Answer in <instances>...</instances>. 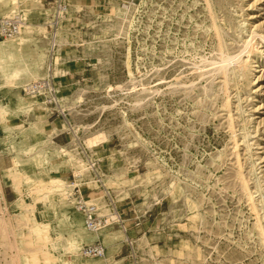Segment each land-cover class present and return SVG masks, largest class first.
Instances as JSON below:
<instances>
[{
    "label": "rangeland",
    "instance_id": "rangeland-1",
    "mask_svg": "<svg viewBox=\"0 0 264 264\" xmlns=\"http://www.w3.org/2000/svg\"><path fill=\"white\" fill-rule=\"evenodd\" d=\"M50 1L0 0V18L19 8L27 23L0 35V264H38V249L56 264L122 249L117 263L264 264V0H66L67 117L24 92L47 74ZM32 115L63 143L7 126ZM75 186L102 205L109 190L128 232L92 239ZM96 240L105 259L81 253Z\"/></svg>",
    "mask_w": 264,
    "mask_h": 264
},
{
    "label": "built area",
    "instance_id": "built-area-1",
    "mask_svg": "<svg viewBox=\"0 0 264 264\" xmlns=\"http://www.w3.org/2000/svg\"><path fill=\"white\" fill-rule=\"evenodd\" d=\"M49 1V0H48ZM49 3H53L56 7H62L66 9L68 4L66 0H53ZM57 13V10L54 11ZM53 20H55V14L53 15ZM55 21L49 23L50 28L53 30ZM20 30V17H6L0 20V33L2 36L10 37L17 34ZM52 49V63L55 56L56 49L58 47V43L53 41V44H50ZM57 77L52 74L48 75V77L39 79L37 81H33L31 84L27 86V89H24V92L36 93L38 96L42 97L44 100L53 107V114L62 115L67 117L68 113L63 107H61L60 99H59V90L56 85L55 79ZM95 167V164H93ZM75 193V204L79 211H81L85 217L86 226L91 230H99L107 227H119L123 231L128 232V227L126 226V221L122 216V213L119 211L118 206L116 204L115 197L111 194L109 190L106 191L104 195V205L95 201L98 198H90V195H85L82 192L81 187H74ZM141 222L137 221L135 223L136 226L140 225ZM105 246L101 241H96L92 244H88L84 247V252L87 255H102L105 252ZM114 264H124V263H114Z\"/></svg>",
    "mask_w": 264,
    "mask_h": 264
},
{
    "label": "bare ground",
    "instance_id": "bare-ground-1",
    "mask_svg": "<svg viewBox=\"0 0 264 264\" xmlns=\"http://www.w3.org/2000/svg\"><path fill=\"white\" fill-rule=\"evenodd\" d=\"M46 1H48V0H46ZM20 2V1H19ZM53 8V14H52V16L55 14V20H53V18H51L50 20H49V23H51V22H53V21H55V24H53V26H54V29L53 30H50V32H51V38L49 39V47H50V44H53V41H54V38H55V41L58 43V41H57V39H58V30L60 29V25H61V22H62V20L65 18V15H64V12H66L67 11V9H68V7H66V9H64V8H58V7H56V6H53L52 7ZM57 10V13H55L54 11H56ZM12 14H15V15H13L14 17L15 16H19L20 17V30H19V32L17 33V34H15V35H13V36H10V38L9 39H13V38H17V37H19L20 35H22V33H23V30L25 29V27H26V25H27V23L24 21V19H25V17H24V13H23V11H21V9H19V8H14V9H12L9 13H7L6 15H5V17H2V18H6V17H13V16H11ZM2 18H0V20L2 19ZM48 23V24H49ZM0 35H1V33H0ZM7 39V38H6ZM251 39V38H250ZM249 41H251V40H249ZM246 43V42H245ZM248 44H250V43H248ZM247 45V44H246ZM245 46V45H244ZM247 49V48H246ZM243 51H245V49H243ZM56 52H57V49H56ZM55 52V53H56ZM52 49H51V47L49 48V62H48V66H47V74L45 75V76H43L42 78H40V79H43V78H46V77H48V75H50V74H52V71L54 72V70H55V68H54V64H55V59H56V57L54 56V59H53V63H52ZM230 55V54H229ZM237 56V55H236ZM225 58H223L224 60L221 62L222 63V65L223 64H228V63H230L231 61V58H232V56H227V55H225L224 56ZM233 58H234V56H233ZM232 58V59H233ZM237 58V57H236ZM221 61V60H220ZM216 63V62H215ZM220 63V64H221ZM217 64V63H216ZM220 67V66H219ZM227 67V66H226ZM217 70V69H216ZM224 70V69H223ZM225 72V71H224ZM54 75H55V72H54ZM39 80V79H38ZM35 81H37V80H35ZM32 83V82H31ZM31 83H29V84H31ZM28 84V85H29ZM27 85V86H28ZM26 86V85H25ZM27 86L24 88V89H27ZM1 87V86H0ZM58 90H59V93H60V89L58 88ZM26 94H28V95H31V96H35V97H37V98H40L41 100H42V102L47 106V108L51 111V113L53 114V107L47 102V100L45 99H43L42 97H40V96H38V94H36V93H30V92H27ZM60 97H59V99H60V103H61V107H63V109H64V105L62 104V102H63V98L61 97V95H59ZM66 110V109H65ZM67 121V120H66ZM78 128V127H77ZM82 175V173H78V176H81ZM52 181V180H51ZM57 185V184H56ZM73 184H68V187L70 188V192H69V196L71 197V199L74 197H72V186ZM75 199V198H74ZM76 209H77V211H79L78 210V208L76 207ZM79 213H81L82 215H83V213L81 212V211H79ZM83 218H84V224H85V227H86V229L89 231V232H92L94 235L92 236V239H96V237H98L99 236V232H101V231H104V230H108V229H106V228H102V229H99V230H91V229H89L87 226H86V223H85V217H84V215H83ZM73 221V220H72ZM122 231V230H121ZM95 232V233H94ZM123 232V231H122ZM36 233H38V236H39V238H43V236H42V230L40 229V228H38L37 227V229H36ZM91 233V234H92ZM80 234V233H79ZM88 233H86V235H87ZM123 234H124V236H125V239H126V241L127 242H130V237H128V233H124L123 232ZM76 236H77V234H76ZM85 236V235H84ZM87 239V238H86ZM124 239V240H125ZM92 241V240H91ZM97 241H101V240H97ZM40 242V241H39ZM88 242V241H87ZM96 242V241H95ZM102 242V241H101ZM105 242V241H104ZM94 243V242H93ZM103 243V242H102ZM90 244H92V243H90ZM104 244V243H103ZM75 244L73 243L72 244V246H74ZM88 245V244H87ZM86 246V245H85ZM84 246V247H85ZM104 246L106 247V245L104 244ZM84 247L82 248V250H81V253H82V255L83 256H85V255H87V254H85V252H84ZM35 253H37V255H34V256H30L31 258V260L33 261V262H36V261H38V264H56L55 262H54V257L51 255V253H50V251H45V250H42V249H38ZM106 253H107V247L105 248V252H104V254H102V255H87V256H91V257H105L106 256ZM86 257V256H85ZM105 259V258H104Z\"/></svg>",
    "mask_w": 264,
    "mask_h": 264
},
{
    "label": "crops",
    "instance_id": "crops-1",
    "mask_svg": "<svg viewBox=\"0 0 264 264\" xmlns=\"http://www.w3.org/2000/svg\"><path fill=\"white\" fill-rule=\"evenodd\" d=\"M45 2H46V0H44ZM51 10V9H50ZM50 10H49V13H50ZM24 31V30H23ZM31 117H33V122L31 123L30 122V118ZM49 117H51V116H48V118H45L44 116H35V115H32V116H27V117H25V118H22L21 119V121L20 122H17L16 124H15V126H11V125H7V126H10L11 128H20V127H23L22 128V130L21 131H26V132H28V134H29V136L30 137H32V138H34V136H37V132L36 133H29L31 130H38V133H40V136H43V137H45V138H48V139H52V141L53 142H55V143H57L58 145H60L61 143H63V139H61V138H59V136H60V133H55L54 132V128H53V132L54 133H50V134H47V129L49 130L50 129V124H51V121H50V119H49ZM46 121H48V122H46ZM40 122L42 123V122H44V124L46 125L45 127L43 126L42 128L41 127H38L37 125L38 124H40ZM52 124H54V123H52ZM3 126V135H2V138H3V142L5 141L6 143H3V152H6V153H10V152H7V151H5V150H9L10 151V146H9V144L7 143V142H9L10 140H12V137H14L13 136V134H12V130H11V132L10 133H6V131H5V129H4V127L6 126V125H2ZM47 127V128H46ZM32 132V131H31ZM35 132V131H34ZM20 133V131H18L17 133H16V135L15 136H17L18 138L20 137L19 135H17V134H19ZM42 137V138H43ZM54 139V140H53ZM16 142L17 143H19L20 141L18 140V139H16ZM9 146V147H8ZM12 155H14L13 156V158L15 157V155L17 154L16 152H14V153H11ZM54 170H56V169H54ZM53 172V171H52ZM97 241V240H96ZM107 247V246H106ZM123 248V247H122ZM107 250H108V247H107ZM123 250V249H122ZM122 250H121V252H122ZM121 252H120V254H117V257H119V255H121ZM106 256H107V254H106ZM106 256L105 257H101V258H106ZM115 258V263L116 262H118L117 260H118V258ZM126 257V256H125ZM110 260V259H109ZM109 260H108V262H109ZM112 264H114V263H112Z\"/></svg>",
    "mask_w": 264,
    "mask_h": 264
}]
</instances>
